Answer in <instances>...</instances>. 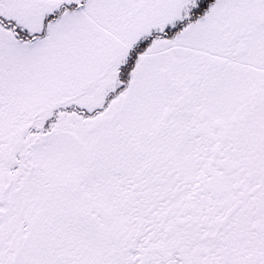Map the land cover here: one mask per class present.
<instances>
[{"label":"snow or ice","instance_id":"6c2138e0","mask_svg":"<svg viewBox=\"0 0 264 264\" xmlns=\"http://www.w3.org/2000/svg\"><path fill=\"white\" fill-rule=\"evenodd\" d=\"M0 264H264V0H0Z\"/></svg>","mask_w":264,"mask_h":264}]
</instances>
